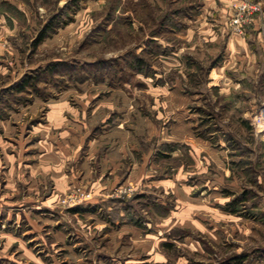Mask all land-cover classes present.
Here are the masks:
<instances>
[{"label":"rangeland","instance_id":"374dc122","mask_svg":"<svg viewBox=\"0 0 264 264\" xmlns=\"http://www.w3.org/2000/svg\"><path fill=\"white\" fill-rule=\"evenodd\" d=\"M238 2L0 0V264H264V77L210 68Z\"/></svg>","mask_w":264,"mask_h":264},{"label":"crops","instance_id":"0c3cea01","mask_svg":"<svg viewBox=\"0 0 264 264\" xmlns=\"http://www.w3.org/2000/svg\"><path fill=\"white\" fill-rule=\"evenodd\" d=\"M227 1L232 3L236 0ZM221 12L225 13V15H222V13L219 14V16L224 18L221 29L224 30L225 34L222 35L223 41L218 52L215 54L219 56V61L214 66L213 70L223 82V88L221 89L224 91L225 97H227V80H232L227 77V72L230 74V77L237 80L234 75L237 73L238 69L240 71L243 70V68L247 71L258 69L254 72L255 75L253 76H255V78L259 76L264 77V70H259L260 67L264 68V14L253 20V24L248 27V31H246V34L242 37L239 36L238 33L227 35L226 9L221 10ZM221 29L220 31L222 32Z\"/></svg>","mask_w":264,"mask_h":264},{"label":"built area","instance_id":"2783aa9c","mask_svg":"<svg viewBox=\"0 0 264 264\" xmlns=\"http://www.w3.org/2000/svg\"><path fill=\"white\" fill-rule=\"evenodd\" d=\"M262 13L263 6L260 1L239 0L229 14L233 31L238 34H244V27L251 23L256 15ZM252 122L264 132V103L258 111L253 114Z\"/></svg>","mask_w":264,"mask_h":264},{"label":"trees","instance_id":"16d2710c","mask_svg":"<svg viewBox=\"0 0 264 264\" xmlns=\"http://www.w3.org/2000/svg\"><path fill=\"white\" fill-rule=\"evenodd\" d=\"M78 1L79 0H70L71 7H77L78 6ZM52 19H53V17H52ZM55 19H56V17H55ZM53 21H52V23H53ZM49 28H50V25H48V24L44 27V31H42L41 34H39V36L36 38V41L34 42V46L42 42V40L46 36L47 31H48ZM150 41L152 42L154 40H150ZM218 61H219V59L218 60L216 59L215 61H213L211 66H210V68L214 67L217 64ZM130 65H132L135 69L141 71L142 67L146 66V60H145L144 57H141V56L135 54V56L133 57L132 61L130 62ZM27 83H28V85L30 84L28 81H25V84H23V85H27ZM23 88H24L23 86L19 85L17 90H20V89H23ZM72 211L78 212L79 210H76V209L74 210L73 209ZM238 257H240V256H238Z\"/></svg>","mask_w":264,"mask_h":264}]
</instances>
